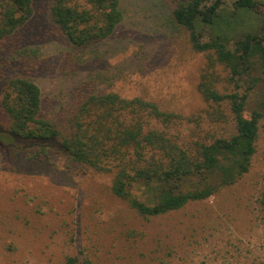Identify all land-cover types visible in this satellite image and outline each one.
I'll return each instance as SVG.
<instances>
[{
  "label": "trees",
  "instance_id": "obj_1",
  "mask_svg": "<svg viewBox=\"0 0 264 264\" xmlns=\"http://www.w3.org/2000/svg\"><path fill=\"white\" fill-rule=\"evenodd\" d=\"M125 1L48 0L52 31L68 46L60 74L68 98L62 90L56 109L44 111L36 75L47 65L45 50L22 33L34 19L33 0H0V69L22 70L7 81L0 124L28 161L64 158L109 175L111 193L149 218L204 201L250 171L264 121V91L246 114L250 92L264 84V0H157L154 9L157 34L183 33L205 55L197 83L209 107L204 124H232L228 137L201 129L200 121L187 134L178 112L113 89L102 62L127 47L108 48Z\"/></svg>",
  "mask_w": 264,
  "mask_h": 264
},
{
  "label": "rangeland",
  "instance_id": "obj_2",
  "mask_svg": "<svg viewBox=\"0 0 264 264\" xmlns=\"http://www.w3.org/2000/svg\"><path fill=\"white\" fill-rule=\"evenodd\" d=\"M125 4V19L108 48L120 47L118 42L127 47L102 62L106 78L115 81L113 89L178 112L187 134L200 121L201 129L232 135V124H204L209 107L199 97L197 83L205 55L194 53L183 33L157 34V0ZM33 5L34 19L22 33L45 50L40 59L47 65L36 82L43 110L49 111L57 95L68 98L67 84L60 81L68 46L52 31L48 0H33ZM20 73L15 65L0 69V103L9 77ZM262 91L264 84L250 92L247 115ZM1 111L0 104V122ZM6 137L0 124V264L264 262V121L251 169L240 181L204 201L149 218L111 193V176L86 171L64 158L30 162L22 145L12 146Z\"/></svg>",
  "mask_w": 264,
  "mask_h": 264
}]
</instances>
